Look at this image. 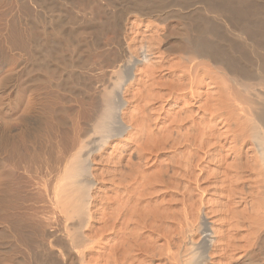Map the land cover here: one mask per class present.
<instances>
[{
    "label": "bare ground",
    "instance_id": "1",
    "mask_svg": "<svg viewBox=\"0 0 264 264\" xmlns=\"http://www.w3.org/2000/svg\"><path fill=\"white\" fill-rule=\"evenodd\" d=\"M188 1L189 0H123L122 3L125 2V6L127 5V7L120 14L122 17L119 16L120 18H118L113 25L106 26V30H110V28L113 29V35L116 37H113V42L111 40V42L105 43L102 42L100 39L101 37L99 38V32L105 27L102 29L93 28V19L95 15L105 14L106 10L104 6H108V3L103 6V3L99 4L100 2L96 0H0V4H2L3 7H5V5L6 7L7 5L8 7H13L11 11H17L14 9L15 6L19 7L18 9L21 8L20 10L23 11L22 17L19 15L20 18L17 17L18 19L16 18V20H13L12 24H9L11 28L7 26L8 29L10 28L9 32L6 26L2 28L3 30L0 29V96L4 110L15 113L26 98L25 92L28 91L34 95L33 98L28 99L24 111H20L23 112V114L20 115L21 117H19L16 127L5 126L0 122V218H6V224L4 228L0 230V246L3 251L8 248V250L16 256L18 264H48L46 261L49 262L48 259L51 260V258H49L52 252L50 249L55 247V245L62 248L61 250H63L62 252H64L63 254H65L66 260H70L72 264H83V262H85L84 256L86 253L84 254L85 250L83 247L86 249L84 243H86L85 238L87 236L84 237L83 230L89 227L90 215L92 214L90 212L92 199L90 193L95 187L94 181H92L90 177V152H88L86 156L83 155L84 157H78V154H75V150L80 147H78L79 142L78 138H76L79 133V126L75 127L77 133L73 130V134L76 133L74 139L70 137L72 135L67 136L68 134H65V130L70 126L69 124L72 119L69 120L67 117V113H69L68 107L66 108V106H64L65 115L61 118L59 123L57 122L58 125L56 126L57 128H55L54 122L53 125L49 124L52 120L48 123L45 122L46 120L44 119L46 118L44 117V112L41 108L39 109V106H48V103L53 105L56 104L57 101H63L65 102L64 104H67L69 99L74 103V107H70L73 109V113H76V109L79 107L81 108L83 102L84 104L89 103L88 105L91 107L94 106L93 110L90 112L95 111L93 114L96 115L97 113L96 116H98V120L95 119L96 124H92V128L94 127L93 130H95V132H99L98 135L101 133V135L104 134L95 153L107 145L110 139L120 137L128 131V125H124L121 120V113L125 107V103L122 100V93L128 84L131 85L134 79V69L141 61L136 57H132V55H127L125 44L119 39L122 37L120 35L123 30L121 19L126 14H135L137 18L138 16L155 18L156 21L161 23L168 22L172 19H178V21L181 20V22L187 26L190 36L188 39L183 40V42L185 41V43H183L185 47L179 51L180 53L178 52L180 54L178 56L180 60L179 63L181 62L180 64L178 63L180 67L176 65L178 71L174 70L175 75H178L176 72L181 73V75L178 76L179 79L182 81L186 80L187 82H184V84L181 83V86L180 81L177 85H180L181 88L178 87L179 89H183L182 95L181 92H179L180 94H176L175 92L176 95L173 93V91H176L177 87L175 86L176 88L174 89V84H171L172 82L170 83L171 86L167 85L172 88L169 91H172L169 92L170 94L167 93L166 95H170L171 97L169 96V98L177 103L180 102V100L183 101L184 99L182 100V98L190 94L192 101L195 100L192 105L195 106L202 96L205 95L204 92L199 93V88L206 85L208 87L210 86V94L205 91L208 93V98H206L207 95L204 97L206 98V103L205 100L204 103L202 102L204 106L206 105L208 107L205 106L206 109L204 107L203 109L205 110H202L205 111V113L208 112V114L203 112V116L207 115L206 119L211 117L213 120L215 118H220L221 123L226 121L225 126L227 125L229 127H227L228 130L230 126L233 125L231 130L228 131L226 129V132L220 134L221 132L219 133V130H217L218 133L215 132L216 125L213 126L211 123L212 120L209 121L210 119L208 120L211 123L210 126L207 125L210 123H207L205 127H199L198 130V127H194V125H197V122L194 123L195 121L193 122L191 120V134H189V131L188 134L191 136V152H189V154L191 155L190 162L192 171L194 166L195 168L198 166V169L201 167L204 157L206 160V157L209 158L211 155L221 154L222 148L223 150L225 149L224 145L228 143L230 138L234 146L232 145L233 148L229 146L231 149L229 148V151L226 150V152L228 151L230 154V150H232L235 157H240V162L236 164L238 160L235 159V162L232 160L238 166L236 169V167H234L236 165H231L236 172L232 178V173L229 171L231 173V176H229L232 181L231 188L234 189H231L232 191L228 197H225L227 194L226 192L225 196H223V200L229 198L227 202L229 204H234V207L231 205L230 209V205L226 203L227 211L229 210L228 213H224L223 216L219 214L221 216L219 219L216 217L218 221L221 222L219 224V229L222 230V232L219 231V241H215L214 238L211 237L210 224L207 222L208 217L206 218L204 212L199 209L202 207H199V210L196 208L197 211L191 207V210L193 208L194 211V213H190L192 217L185 216L182 219L184 222L181 221V224L178 223L177 217L174 221L171 219L172 217H169L172 222H174V225L178 224L176 230L178 227L177 231H179L180 235H183V237L187 233L191 234V237L194 236V234H199L201 237L198 244H195L192 238L190 239L191 245L196 246L199 251V253L196 254L197 258L195 257V260H192L190 264H208L209 259H211L210 252L213 246L214 250L212 251L220 254L219 258L222 261L221 264H264V0H201L200 8L194 11L187 9L185 6L186 4H190L191 1L189 3ZM193 1L195 0H192V3ZM196 3L197 2H195V4ZM8 7L7 9L10 8ZM75 7L78 9L77 11ZM9 14L12 13L9 12ZM62 14H64V17ZM125 17L126 16H124V18ZM26 26L30 27V29H28V27L26 28ZM162 27L155 28L156 32L154 34L158 37L157 42L154 41L155 46L158 45L159 48L161 44L165 46L170 37L167 33V28ZM4 31L8 33L7 38L4 37L6 35ZM149 48H147V50ZM111 50L116 51V54L123 61L124 73L123 76H119L121 79L119 78L120 80L118 79L119 81L117 80L118 82L116 81L114 84L115 90L113 92L105 88L107 93L106 95L104 94L105 97L103 101L101 98L97 100V103L100 102L103 104L101 105L102 107H100L99 103V106L95 103V99L98 98L96 94L99 93L97 90L98 79H102L104 74H102L103 77L101 74V77H98V74L96 75V62L95 60L93 61L92 54L96 51L99 52V57L103 58L106 63L109 60L108 56H111ZM153 50L156 52L155 54H159L160 50L158 48H152L149 51L153 53ZM167 51L169 50L166 49L164 52L167 53ZM147 52L145 51L142 53L143 62L152 63ZM168 59V56L165 57L161 54L158 58V62L155 64L161 66ZM101 61L102 60H100V62ZM4 68L9 69L3 71ZM100 71H98V73ZM103 72L104 70L102 69L100 73ZM154 74H151V76L154 77ZM146 76L149 80L148 74ZM104 79H102V81ZM144 79H146V77ZM140 80L141 79L136 82V79H134V82L140 84ZM99 81L101 82V80ZM155 82L154 79V83ZM146 83L147 82H145V84ZM100 84L101 83L98 85ZM160 84L164 86V83ZM17 86L22 87L20 88L22 90L24 87V96L22 94L21 97L19 96L17 92L19 89L17 90ZM155 89L158 90L157 88ZM151 90L153 91V89ZM36 94H39L40 97ZM164 95L162 97L166 96ZM30 96H32V94ZM94 97L96 98L94 99ZM149 97L151 96L149 95ZM156 97H160L159 93L154 95L153 98L150 99V102L154 103L157 100ZM93 100L95 102H93ZM158 100L160 99L158 98ZM150 102L147 101V103H144L145 105H142L143 112L150 109H147V107L150 106ZM59 103L57 102V104ZM201 106L198 107L202 108ZM139 109L141 110V108ZM187 109L190 110L189 108ZM188 112L189 111L185 113ZM147 115L144 117L145 119L142 118L144 122L145 120L147 121L146 123L142 122L143 120L140 117L137 118L133 116L137 119L135 121L132 120L135 122L134 125L131 122L133 129H136L137 135L140 137L142 136V140L145 138V143L142 142L144 148L142 149L140 146V150L141 152L143 151V153L139 151L137 155L138 161L136 162L137 168H134L135 172L132 171V174L128 173V175H124V178L120 179L119 182H116L117 180L115 179L112 186L113 189L111 190L114 197L110 206H108L109 204L107 205V207H109V209H107L110 211V216H105L108 220L104 221L106 224V221H108L110 227L108 225V228L104 227L108 232L113 231L110 232V234L116 237L117 235L120 236L122 232L116 228L122 220L120 225H122L125 230L123 228L120 229L123 230V232L125 231L122 236L124 240L119 243L120 245H116L117 249H115V251L118 250L121 254L117 253L120 257L122 255L123 258H121L125 260L131 253L130 251L135 254V252H138L134 250L138 249L141 253H139L137 257L140 258L145 256L144 261L154 264L153 259L154 257H158L156 255L157 253L153 252L152 248V251H150L153 253H149L148 247H146V244L144 246L141 242L143 244L142 246L140 239L142 240L144 236V232L142 231H144L146 227L145 224L148 223V220L149 222L150 220H152L153 223L156 222L155 224H157V222H163L161 220L164 215L160 218V221L158 220V214L161 211L157 212L156 210H158V208L154 210L155 207L152 206V208H150V206L151 202H153L154 199L157 200L162 194L158 192L160 195L158 194V197L155 196L157 195V188H160L159 185L169 186V182L166 183L165 180L163 181V178H165V174L162 172L163 168L162 171L158 168V172L156 171L151 175H145V171H148L147 166L149 163H147V161L155 159L156 162L154 163V167L157 169L159 160L157 152L160 149V145L163 144L161 141L162 137L156 132L155 126L157 123H155V125L152 124V115L149 112ZM208 115L210 117H208ZM71 116L75 115L73 114ZM178 119L180 118L175 120ZM183 119L186 120L185 117ZM228 120L231 121V125L227 122ZM178 121L180 125L183 122L181 119ZM188 123L190 124V122ZM174 124L172 125L175 126ZM182 125L184 124L182 123ZM169 128L172 127L169 125L168 129ZM79 129L81 130V128ZM179 129L180 126H177L175 130ZM171 130H173V128ZM215 133L219 134V137L221 135V137H216ZM224 134L225 137L223 136ZM182 137H180V139ZM172 138L170 139L173 140ZM79 140L80 143L83 142L80 138ZM171 143L173 142L171 141ZM88 145L89 144H87V146ZM166 145L164 149L170 147L168 143ZM76 147L77 149H75ZM80 149H82V147H80ZM176 150L178 149L176 148ZM145 151L149 153L150 158ZM168 153L170 152L168 151ZM178 153L177 155H179ZM199 154L201 155L199 156ZM229 154L226 155L230 157ZM186 159H189V157ZM223 159H215L220 163L219 167H222L225 161ZM212 163H214V161ZM205 165L200 168L201 172L199 173H202V175L199 179H197L199 175L193 171V174H195V176L197 175V180H195V177H192L194 178L193 180L198 183V188L196 189L200 190V186L204 184L203 181H207V183H211V185L227 182L225 181L226 179L224 181L219 179L220 182L219 180L212 182L209 178L210 175H207V169L206 173H203V171H205L203 169L207 167ZM160 167H162L161 164ZM167 168L169 167L164 169ZM224 171L223 173L227 175V170L224 169ZM190 173L192 174V172ZM119 175L120 174H118V176ZM215 176L218 175L215 174ZM22 179H26L28 182L21 187V184H18V182ZM222 184L218 187L219 190L216 188L220 193H224V191L229 188V186H227L228 188L225 189V185ZM213 187L216 186L214 185ZM205 189H201V192H205ZM197 203L198 202H196V204ZM219 206L220 205L217 207ZM209 208L211 207L209 206ZM222 208L224 210L225 207L223 206ZM220 210L222 209L220 208ZM109 211L107 213L108 215ZM212 212L218 213L219 211L216 212V210H214ZM212 212L211 214H213ZM215 213L214 215H216ZM178 214L181 216L180 212ZM211 216L213 217V215ZM193 217L195 221H191L194 220ZM222 217H224V219ZM60 218L64 220L75 218L74 229L76 231L73 233L74 236H71L70 239H66L65 242L61 243L57 242L59 241L58 233L62 231L59 228L61 222L58 224L56 223L57 219ZM57 225H59V227H57ZM152 226L154 227L153 224ZM103 228L102 230L106 231ZM101 231L100 234L102 233ZM117 231L121 233L119 234ZM180 235H177L179 236L178 238L181 237ZM217 236L216 234V237ZM51 239L55 240V242H51ZM89 240H91V238ZM86 241H88V239ZM149 242L151 241L149 240ZM52 243L56 244L53 246ZM89 243L92 242L89 241ZM152 243L154 247V242ZM88 244L86 243L87 246ZM95 244L101 246V243L99 244L97 242ZM3 246L6 248L4 249ZM140 246L145 248L140 249ZM213 254L211 256H213ZM3 256H5V252ZM10 256L12 255L9 254V257ZM132 256L133 255H129L130 258ZM52 257V259H54L55 256ZM1 258L0 256V260ZM160 260L162 261L161 258ZM3 261L5 260L2 258L1 263ZM6 261L8 262V259ZM10 261L12 262L13 259H10ZM53 262L54 261H52V263ZM55 262L53 264H56Z\"/></svg>",
    "mask_w": 264,
    "mask_h": 264
},
{
    "label": "rangeland",
    "instance_id": "2",
    "mask_svg": "<svg viewBox=\"0 0 264 264\" xmlns=\"http://www.w3.org/2000/svg\"><path fill=\"white\" fill-rule=\"evenodd\" d=\"M25 1V0H24ZM96 1H98V2H100L99 4H101V3H103V6L105 5V4H107L108 3V6H104L105 7V14H98V15H95L94 16V19H93V23H94V27L93 28H95V29H102V28H104L105 29V31H104V29H102V31H100L99 32V38L102 40V42H111V40L113 39L114 40V38L113 37H116L115 35H113L114 33L112 32L113 31V29H111L110 28V30H106V26H108V25H113V23H115V21L116 20H118V18H120V17H122V16H120V14L126 9V7H127V5L125 6V2L124 3H122V1L123 0H96ZM115 1H116V3H115ZM125 1V0H124ZM191 1V2H190ZM200 1L201 0H195V1H193V3H192V0H189L188 1V3L190 2V4L188 5V4H186L185 6L187 7V9H189V10H191V11H194V10H198L199 8H200ZM114 2V3H113ZM195 2H197L196 4H195ZM199 3V4H198ZM4 5V4H3ZM19 6V5H18ZM7 7H8V5H7ZM7 7H6V5H5V7H3L2 6V4H0V29H2L3 27H5L6 26V28H7V26L9 27L10 25V23L12 24V22H13V20H16V18L18 17V18H20V17H22V13H23V11H21L20 9H18L19 7H17V6H15V8L14 9H16L17 11H11V10H13V7L11 8V6H9L8 8L9 9H7ZM107 8V9H106ZM109 8V9H108ZM124 8V9H123ZM121 11H120V10ZM10 10V11H9ZM21 11V14H20V11ZM75 10L77 11L78 9H77V7H75ZM19 11V12H18ZM120 11V12H119ZM9 12H11L12 14H9ZM4 14V15H3ZM126 14V13H125ZM19 15H20V17H19ZM62 16L64 17V14H62ZM120 16V17H119ZM124 16H126L125 18H124ZM123 16V20L121 19V25H122V28H123V30H122V34L120 35V36H122V37H120L119 39L123 42V44H125V47H126V51H127V55H132V57H136V58H138L141 62H139V64L137 65V67L134 69V79H136V82H137V80H139V79H141L140 81H141V85L140 84H136V82H134V79L132 80V82H131V85L130 84H128V86H126L125 87V89H124V91H123V93H122V100H123V102L125 103V107H124V109H123V111H122V113H121V120H122V122L124 123V125H128L127 127H128V131L125 133V134H123L122 136H120V137H116V138H112V139H110L108 142H107V145H105L104 147H102L100 150H98V151H96V153H95V150L99 147V143H101V140L103 139V136H104V134L103 135H101V134H99L98 135V133L99 132H95V130H93L94 129V127L92 128V124L93 125H95L96 124V122H95V119L96 120H98V116H96L97 115V113H96V115L95 114H93L95 111H93V112H90L91 110H93V107H91V106H89L88 104L89 103H86V104H84V102H83V105L81 106V108H80V110H79V108L78 109H76L77 110V112L76 113H73L72 112V110L73 109H71V108H73L74 107V103L72 102V100L71 99H69V101H68V103L67 104H64L65 102H63V101H57L58 103L59 102H62V103H59V104H57V102H56V104H49L48 103V106L46 105V106H44V107H41V106H39V109L41 108V110L44 112V117L46 118V119H44V120H46L45 122L46 123H48L49 121H51V122H49V124H52L53 125V122H54V127L55 128H57L56 126L58 125V123L61 121V118L65 115V112H64V109H65V107L64 106H66V108L68 107V112L69 113H67L68 115H67V117L69 118V120L71 119V121H70V126H68L67 127V129L65 130V134L67 135V136H69V135H72V136H70L71 138H75L76 136H75V134L77 133L76 131H77V129L75 128L76 126L78 127L79 126V128H81V130L78 128V130H79V133H78V135H77V137L76 138H78V142H79V145H78V147L80 146V147H82V149H80V147L77 149V147L75 148V149H77V150H75V154L77 155L78 154V157H84V156H86L87 154H88V152H90V154H89V162H90V172H91V174H90V177H91V179H92V181H94V190L92 189L91 190V193H90V195H91V197H92V199H91V206H90V212L92 213L90 216H91V218H90V220H89V227L88 228H85L84 230H83V234H84V237H86L85 238V242L88 244L89 243V241H91L92 243H89L88 244V246L86 245V243H84L85 244V246H86V249H85V247H83L84 248V254H85V256H84V261L85 262H83V264H104L105 262V264H150L149 262H147V261H144V257L142 256V257H137V255H139V253H141V252H139V250L137 249V250H134V251H137L138 253H136L135 252V254L134 253H132V251H130L131 253L129 254L130 256L131 255H133L131 258H133V259H131L130 257H129V255H128V258L127 259H122L123 258V256L121 255V257H120V255L119 254H121V253H119L118 252V250L117 251H115V249H117V246L118 245H120L119 243H121V241H123L124 240V237H123V239H122V236L124 235V233H125V231L123 232V230H121L120 228H123L122 227V225H120L121 223H122V220L120 221V223L117 225V230H119V231H121L122 232V234H120L119 233V231H117L119 234H120V236H118L117 235V237L115 236V235H112V234H110V232H113V231H107L106 230V228H108V226L110 227V225H109V222L108 221H106L107 222V224L106 223H104V221L105 220H108L106 217H108V216H110V211L108 210L109 209V207H107V205L108 206H110V204L112 203L111 201H112V199H113V197H114V194L111 192V190L113 189V183H114V181H115V179L117 180L116 182H119L120 181V179H123L124 178V175H128V173L130 174H132L133 172H135V169L134 168H137V164H136V162L138 161L137 160V155L139 154V151L141 152V148L143 149L144 147V144L143 143H145L144 141V139L145 138H143V140H142V136L140 137L139 135H137L136 133V129L134 128L133 129V127H132V123H133V125H134V123L135 122H133V121H135V120H137V119H135V117H137V118H143V119H145L144 117H146V115H147V113L149 112L152 116L151 117H153V120H154V123H153V120H152V124H154L155 125V123H157V125L155 126L156 127V132L157 133H159V136L160 137H162L161 138V141H162V143L163 144H161L160 145V149H159V151L157 152V155H159V160H158V163H157V165H158V167H157V169H156V167H154V163L156 162L155 161V159H153V160H149V161H147V163H149L148 164V166H147V168H148V171H145V175H151V174H153L154 172H158V168H159V170H161L162 171V168H163V174H165V178H163V181L165 180V182L166 183H168L169 182V186H165V185H162V186H160L159 185V187L160 188H157V190H156V192H157V195H155V196H159L161 193V195L157 198V200L156 199H154L153 200V202H151V206H150V208H152V206L153 207H155L154 208V210H156L157 208H158V210H156L157 212H160L159 214H158V220L160 221L161 219L160 218H162V216H163V219L161 220V221H163L162 223L161 222H157V224H155V223H153L152 222V220H150V222H149V220L147 221L148 223H146L145 224V229H144V231H142V232H144V236H143V238H142V240L140 239V243L142 242L143 244H144V246H145V244H146V247H148L147 249H149L148 251H149V253H153V252H155V253H157L156 255L158 256V257H154V259H153V262H154V264H190L191 263V261L192 260H195V257H196V254L197 253H199V251L197 250V248H196V246H192L191 245V238H192V240H193V242L195 243V244H198L199 243V241L201 240V237H200V235L199 234H194V236H192L191 237V234H189V233H187V234H185L186 235V238H185V235H184V237H183V235H180V233H179V231H177L178 230V227H177V230H176V226L178 225V224H175L174 225V222H172V220L171 219H173V221L176 219V217H177V220L179 221L178 223L179 224H181L182 222H184V220L182 221V219L185 217V216H190V218L192 217V213H194V211H193V208L195 209V211H197V209L199 208V207H202V208H199V209H201V211L202 212H204V214L206 215V218H207V222H208V224H210V234H211V237H213L214 238V240L215 241H219V239H218V237H220V234H219V231L220 232H222V230H220L219 229V224L221 223V222H219L218 221V219L219 218H221V216L220 215H222L223 216V214L225 213H228V211H227V204H229L227 201H228V199L229 198H227V200H226V198H225V200H223V196H225V192L227 193L226 194V196L225 197H228V195L231 193V191L234 189H232L231 187H232V185H231V183H232V181H231V178L235 175V169H233V166L234 165H236V164H238L239 162H240V157H238L237 158V156L235 157V155H234V153H233V151L232 150H230V154L228 153V149L231 147V148H233V146H234V144H232L231 143V138H230V140L228 141V143H224L225 145V149L223 150V148H222V152H221V154L219 153L218 155H211V156H209V158H207L206 157V160H205V157L203 158V162H202V164H201V167H204V165H205V163H206V165L205 166H207V167H205V169H203V170H205V171H203V173H206V169H207V175H210V177L209 176H207V177H209L210 178V180H212V182L214 181H217V180H225V181H227L226 183H216V184H214L216 187H213L212 185H211V183H207V181H203L204 182V184L203 185H201L200 186V190L199 189H196V188H198V183H197V181L195 182L193 179L194 178H192V177H195V180H197V179H199V177L202 175V173L200 174L199 172H201L200 171V168L198 169V166H196V168H195V166L193 167V171H194V173H197L199 176L197 177V175L195 176V174H193V171L191 170V162H190V160H191V155L189 154V152H191V136H189V134H191V120L194 122V123H196L197 122V125H199V126H197V125H194V123H193V125H194V127L196 126V127H198L197 128V130L199 129V127H201V128H203V127H205L206 126V124L207 123H210L209 121H211V123H212V125L214 126V125H216L215 126V128H216V130H215V132H217V130H219L218 132L220 133V134H223V132H226V129L228 130V126L226 125L225 126V122L224 123H221L220 122V118H215L214 120L208 115V117H210L209 119H206L207 117V115H204L203 116V114L205 113V111H203V110H205L206 109V107L204 106V100H205V103H206V98H208V93L210 94V90H211V88H209L207 85L206 86H204V87H202V88H199V93H202V92H204L205 93V95H203L202 96V98L199 100V102L197 103V105L195 104V106H193L192 104H194L193 102H195V100L194 101H192V99H191V97H190V94H187L186 96L187 97H184V98H182V100L183 101H181L180 100V102H177L176 103V101H174V100H171L170 98H169V96H167L166 94L168 93V94H170L169 92H171V91H169L170 89H172V88H170V87H168L167 85H169V86H171V84H174V89L177 87V89H176V91H173V93L175 94V92H176V94H180L179 92H181V95H182V90L183 89H179V88H181L180 87V85L179 86H177L178 84H179V82H180V84L181 83H183L184 84V82L186 83L187 81L186 80H181V79H179L178 78V76L179 75H181V73L180 72H176L178 75H175L174 74V70L175 71H178V69L176 68V65H177V67H180V63H179V58H178V56L180 55L179 53V51H181L184 47H185V44H183V43H185V41L183 42V40H186V39H188L189 38V36H190V34H189V31H188V29H187V26L185 25V24H183L182 22H181V20H179L178 21V19H172V20H169L168 22H165V23H161V22H158V21H156L155 20V18H150V17H148V18H144V17H140V16H138V18H137V15H135V14H126V15H124ZM24 17V16H23ZM96 17H97V20H96ZM116 17V18H115ZM17 18V19H18ZM99 18V19H98ZM113 18V19H112ZM115 18V19H114ZM114 20V21H113ZM9 21V22H8ZM110 23H109V22ZM173 21V22H172ZM4 22V23H3ZM8 22V23H7ZM112 22V23H111ZM155 22V23H154ZM100 23V24H99ZM109 23V24H108ZM167 24V25H166ZM165 27V28H167V33L169 34V36L171 37H169L168 38V40H167V43H166V45L165 46H163L162 44L160 45L161 47L159 48V46L157 45V46H155V42H157V39H158V37L157 36H155L154 34H155V32H156V29H157V27ZM28 26H26V28H27ZM162 27V28H163ZM10 28H11V26H10ZM9 28V29H10ZM156 28V29H155ZM9 29L7 28V30H8V32H9ZM28 29H30V27H28ZM3 30V29H2ZM6 30V29H5ZM5 32V36L4 37H6L7 38V35H8V33H6L7 31H4ZM35 34H36V32H35ZM124 34V35H123ZM101 35V36H100ZM43 37V36H42ZM42 37H41V39H42ZM103 37V38H102ZM110 40V41H109ZM113 40H112V42H113ZM155 41V42H154ZM154 45V47H153V45ZM149 47H152V48H154V49H159L160 51H159V54L161 55V54H163V56H168L169 57V59L165 62V63H163V65H156L155 63L156 62H158V58L160 57V55L159 54H155L156 52L154 51L153 53H151L149 50L150 49H152V48H149ZM146 48V49H145ZM147 48H149L148 50H147ZM166 49H168L169 51H167V53L166 52H164V51H166ZM147 52V51H149V52H147V55H149L150 56V58H151V62L152 63H146V62H143V56H142V53H144V52ZM129 52V53H128ZM179 52V53H178ZM98 54V55H97ZM110 54H111V56L109 55L108 56V61L105 63V61L103 60V58H101V57H99L100 55H99V52H94L93 54H92V59H93V61L95 60V67H96V75L98 74L99 76L98 77H101L100 76V74L102 75V74H104V77H105V79H104V77H103V75H102V79H104L103 81H102V79L100 78V79H98V84L99 83H101L100 85H98L97 84V90H98V94H96V97H98L97 99H95L96 97H94V99H95V101L93 100V102H95V103H97V100H100V98L102 99V101H103V99H104V97H105V95H106V93H107V91L106 90H108V91H110V92H113L114 90H115V83H116V81L121 77V76H123V73H124V63H123V61L119 58V56L116 54V51H113V50H111V52H110ZM97 55V56H96ZM138 57H137V56ZM117 56V57H116ZM142 56V57H141ZM1 57V56H0ZM110 57V58H109ZM95 58V59H94ZM100 58V59H99ZM164 58V57H163ZM119 59V60H118ZM100 60H102L101 62H100ZM110 61V62H109ZM110 63V64H109ZM179 63V64H178ZM108 64H109V66H108ZM151 65H155V66H151ZM112 66V67H111ZM158 68H157V67ZM98 67V68H97ZM160 68V69H159ZM9 68H4V70L3 71H7ZM101 71H100V70ZM102 69L104 70V72L103 73H100V72H102ZM122 69V70H121ZM154 69H157V70H154ZM98 71H100L99 73H98ZM150 72V73H149ZM153 72V73H152ZM144 73V74H143ZM155 73V74H154ZM148 74V77H149V80H148V78H147V75ZM151 74L153 75L154 74V77H152L151 76ZM142 75H144V76H142ZM120 76V77H119ZM150 76H151V79H150ZM155 76H156V78H155ZM159 76V77H158ZM141 77H143V78H141ZM146 77V79H144ZM162 77V78H161ZM121 79V78H120ZM119 79V80H120ZM154 79H155V83H154ZM178 79H179V81H178ZM99 80H101V82L99 81ZM118 80V81H119ZM151 80V81H150ZM117 81V82H118ZM144 81V82H143ZM145 82H147L146 84H145ZM152 82V83H151ZM157 82H159V83H157ZM167 82V83H166ZM172 82V83H171ZM144 85H143V84ZM160 83H164V86L162 85V84H160ZM171 83V84H170ZM151 84V85H150ZM154 84V85H153ZM106 85V86H105ZM153 85V86H152ZM100 86V87H99ZM143 86V87H142ZM176 86V87H175ZM181 86H182V84H181ZM109 87V88H108ZM152 87V88H151ZM154 87V88H153ZM165 87V88H164ZM179 87V88H178ZM207 87V88H206ZM20 88H22V87H18L17 86V92H18V94H19V96L21 97L22 95L24 96V94H23V92H25V91H23L24 90V87H23V90L22 89H20ZM105 88H106V90H105ZM144 88V89H143ZM155 88H157L158 90H156ZM164 88V89H163ZM168 88V89H167ZM147 89V90H146ZM151 89H153V91L151 90ZM173 89V90H174ZM178 89H179V91H178ZM202 89V90H201ZM99 90H101V91H99ZM157 91V93H156V91ZM146 91V92H145ZM150 91V92H149ZM159 91V92H158ZM205 91H207L208 93H206ZM22 92V93H21ZM154 92H155V94H154ZM163 93V95L165 96V97H162L163 95H162V93ZM27 93V94H26ZM159 93V96L160 97H156V101L153 103H151L150 102V99H152L153 98V96L154 95H156V94H158ZM160 93H161V95H160ZM203 93V94H204ZM22 94V95H21ZM32 94V96H30ZM105 94V95H104ZM175 94V95H176ZM37 96H39V94H36ZM149 95L151 96V97H149ZM206 95H207V97H206ZM101 96V97H100ZM25 100H24V102L21 104V106L19 107V109L18 110H16L15 111V113L14 112H12V111H7V110H4V107H3V103H2V100H1V96H0V122H1V124L3 125H5V126H13V127H16L17 125H18V120H19V117H21L20 115L21 114H23V112H20V111H24V109L26 108V105H27V101H28V99H31V98H33L34 97V95H33V93H31V92H25ZM28 97V98H27ZM30 97V98H29ZM40 97V96H39ZM171 97V96H170ZM204 97H206V98H204ZM38 98V97H37ZM158 98L160 99V100H158ZM164 99H165V101H164ZM191 100V101H190ZM101 101V102H102ZM141 101V102H140ZM147 101L148 102H150V106L149 107H147V109L148 108H150V109H148V110H146L145 112H143L142 111V109H143V106L142 105H145L144 103H147ZM157 101H159V102H157ZM170 101V102H169ZM55 102V101H54ZM203 102V103H202ZM99 104H100V107H102L101 105H103V104H101L100 102H98ZM97 103V106H99V104ZM26 104V105H25ZM139 104H140V106H139ZM180 104V105H179ZM91 105V104H90ZM156 105V106H155ZM175 105V106H174ZM201 105H203V106H201ZM211 105V104H210ZM23 106V107H22ZM62 106V107H61ZM73 106V107H72ZM188 106V107H187ZM189 106H191L192 107V109H191V107H189ZM198 106H201L202 108H200V107H198ZM64 107V108H63ZM71 107V108H70ZM88 107V108H87ZM162 107V108H161ZM205 107V109H203ZM90 108V109H89ZM138 108V109H137ZM139 108H141V110L139 109ZM154 108H156V109H154ZM159 108H161V109H159ZM187 108H189L190 110H188ZM201 109V111H200V109ZM208 108V107H207ZM48 109V110H47ZM99 109V108H98ZM199 109V110H198ZM203 109V110H202ZM95 110V109H94ZM186 110V111H185ZM41 111V112H42ZM187 111H189L188 113H190V114H188V113H185V112H187ZM196 111V112H195ZM12 112V113H11ZM64 112V113H63ZM159 112V113H158ZM201 112V113H200ZM204 112V113H203ZM75 115V116H71V115H73V114ZM90 113H92V114H90ZM154 113V114H153ZM71 114V115H70ZM90 114V115H89ZM138 114V115H137ZM194 114V115H193ZM205 114H208V112H206ZM154 115V116H153ZM84 116V117H83ZM133 116H135V117H133ZM148 116V115H147ZM188 116H189V118H188ZM191 116H192V119H191ZM56 117V118H55ZM60 117V118H59ZM77 117V118H76ZM182 117V118H181ZM186 118V120L185 119H183V118ZM194 117V118H193ZM204 117V118H203ZM17 118V119H16ZM51 118V119H50ZM177 118H180L181 119V121H183L182 123L184 124V125H182V123H181V121H180V123H181V125L178 123L179 121L178 120H180V119H178V120H175V119H177ZM187 118H188V121H187ZM140 119V120H141ZM142 119V120H143ZM152 119V118H151ZM183 119V120H182ZM194 119V120H193ZM196 119V120H195ZM201 119H203V120H201ZM207 121H206V120ZM228 119H229V117H228ZM48 120V121H47ZM76 120V121H75ZM133 120V121H132ZM200 120V121H199ZM209 120V121H208ZM230 120V119H229ZM227 121L228 123H230L231 121ZM157 121V122H156ZM173 121H174V123H178V124H174L173 123ZM175 121H177V122H175ZM206 121V122H205ZM56 122V123H55ZM58 122V123H57ZM95 122V123H94ZM127 122V123H126ZM132 122V123H131ZM142 122H144V120L142 121ZM147 121L145 120V122L144 123H146ZM188 122H190V124L188 123ZM220 122V123H219ZM90 123V124H89ZM129 123V124H128ZM143 123V124H144ZM174 124L175 126H173L172 124ZM202 123H205V124H202ZM211 123L210 124H207L208 126H210L211 125ZM217 123V124H216ZM131 124V125H130ZM148 124V123H147ZM232 123H230L229 125H231ZM170 125V127H172L173 128V130L175 131H173V130H171L172 128H169L168 129V126ZM187 125V126H186ZM177 126H180V129L179 130H175L176 129V127ZM184 126V127H183ZM232 126L233 125H231L230 126V129L229 130H231L232 129ZM69 127H70V129H69ZM182 127V128H181ZM228 127V128H227ZM218 128V129H217ZM69 129V130H68ZM86 129V130H85ZM130 129V130H129ZM166 129H167V131H166ZM182 129V130H181ZM220 129H221V131H220ZM68 130V131H67ZM71 130V131H70ZM73 130L76 132H74L75 134H73ZM159 130H161V131H159ZM171 130V131H170ZM181 130V131H180ZM185 130V131H184ZM228 130V131H229ZM80 131H81V133H80ZM163 131V132H162ZM176 131H178V132H176ZM188 131H189V134H188ZM172 132V133H171ZM217 132V133H218ZM88 133V134H87ZM166 133V134H165ZM171 135H169V134ZM217 133H215V135H216V137H219V134H217ZM228 133V132H227ZM176 134V135H175ZM186 134V135H185ZM90 135V136H89ZM101 135V136H100ZM163 135H166V136H163ZM183 137H182V136ZM189 137H188V136ZM229 135V134H228ZM94 136V137H93ZM137 136H139V137H137ZM224 137H225V134L223 135ZM223 136H222V138H223ZM88 137V138H87ZM137 137V138H136ZM172 138L173 140H171L170 138ZM175 137V138H174ZM180 139V137H182L180 140L178 139V138ZM220 137H221V135H220ZM219 137V138H220ZM79 138L81 139V141L83 140V142H81L80 143V140H79ZM94 138V139H93ZM138 139V140H136V139ZM177 138V139H176ZM189 140H188V139ZM221 138V139H222ZM113 139H115V140H113ZM87 140V141H86ZM90 140V141H89ZM170 140V141H169ZM176 140H178V141H176ZM188 140V141H187ZM171 141L173 142V143H171ZM186 141V142H185ZM87 142V143H86ZM136 142V143H135ZM141 142V143H140ZM143 142V143H142ZM181 142V143H180ZM168 143V146H170L169 148L167 147V149H164V148H166V144ZM179 143V144H178ZM230 143V144H229ZM80 144H82V145H80ZM87 144H89L88 146H87ZM141 144V145H140ZM165 144V145H164ZM170 144V145H169ZM85 145V146H84ZM93 145V146H92ZM143 145V146H142ZM183 145V146H182ZM233 145V146H232ZM91 146V147H90ZM97 146V147H96ZM140 146H141V148H140ZM162 146V147H161ZM230 146V147H229ZM87 147V148H86ZM90 147V148H89ZM139 147V148H138ZM176 148L178 149V150H176ZM230 148V149H231ZM164 149V150H163ZM169 149H172V150H169ZM221 149V148H220ZM81 150V151H80ZM160 150H161V152H160ZM226 150H228L227 152H226ZM77 151V152H76ZM80 151V152H79ZM83 151V152H82ZM168 151L170 152V153H168ZM175 151V152H174ZM226 153H225V152ZM231 151H232V153H231ZM82 152V153H81ZM94 152V153H93ZM146 153H147V155H148V157H149V150H148V152L147 151H145ZM144 152V153H145ZM162 152H164V153H162ZM167 152V153H166ZM179 152V153H178ZM92 153V154H91ZM141 153H143V151L141 152ZM177 153L179 154V155H177ZM226 154H229V156L230 157H228V155H226ZM84 155V156H83ZM182 155V156H181ZM201 154H199V156H200ZM222 155V156H221ZM223 155H224V157H223ZM124 156V157H123ZM184 159H182L181 157ZM189 157V159H186V158H188ZM216 156V157H215ZM235 158H234V157ZM211 157H213V158H211ZM221 158V159H223V160H225L224 162H223V164H224V166H223V164H222V167H219L220 166V163L218 162V160H219V158ZM150 158V157H149ZM181 158V159H180ZM234 158V159H233ZM122 159V160H121ZM212 159V160H211ZM215 159H218V160H215ZM235 159L236 160H238V162L236 161V164L234 163L235 162ZM186 160H187V163H186ZM189 160V161H188ZM204 160H205V162H204ZM234 162H233V161ZM120 161V162H119ZM185 163H184V162ZM209 161V162H208ZM214 161V163H212ZM217 161V162H216ZM227 161V162H226ZM161 162V163H160ZM164 162H165V164H168V165H165L164 164ZM169 162V163H168ZM171 162V163H170ZM181 162V163H180ZM211 162V163H210ZM226 162V163H225ZM162 165V167H160V164ZM182 163H184V164H182ZM210 163V164H209ZM228 163V164H227ZM230 163H232V164H230ZM117 164V165H116ZM135 164V165H134ZM175 164H177V165H175ZM180 164V165H179ZM187 164V165H186ZM204 164V165H203ZM217 164V165H216ZM227 164V165H226ZM186 167H185V166ZM209 165H210V167H209ZM215 165V166H214ZM231 165H233V166H231ZM92 166V167H91ZM117 166V167H116ZM133 166V167H132ZM174 166V167H173ZM177 166V167H176ZM228 166V167H227ZM131 167V168H130ZM166 167H169V168H167V169H164V168H166ZM179 167V168H178ZM223 167H226V168H223ZM234 167H236V169H237V165L236 166H234ZM116 168V169H115ZM133 168V169H132ZM174 168V169H173ZM183 168V169H182ZM185 168H186V171H185ZM229 170H228V169ZM132 169V170H131ZM224 169L225 170H227L226 172H227V175L226 174H224L223 173V171H224ZM232 169V170H231ZM170 170V171H169ZM173 170H174V173H173ZM123 171V172H122ZM130 171V172H129ZM133 171V172H132ZM165 171V172H164ZM185 171V172H184ZM229 171H231V173H232V176H231V173L229 172ZM237 171V170H236ZM111 172H112V175H111ZM190 172H192V174L190 173ZM225 172V171H224ZM126 173V174H125ZM189 173V174H188ZM209 173V174H208ZM216 175H218V176H215V174ZM224 174V175H222V174ZM230 173V174H229ZM115 174V175H114ZM118 174H120L119 176H118ZM175 176H174V175ZM191 174V175H190ZM212 174H214V175H212ZM220 174H221V176H220ZM107 175V176H106ZM168 175H169V177H168ZM178 175V176H177ZM185 175V176H184ZM194 175V176H193ZM231 176V178H230V176ZM123 176V177H122ZM206 176V175H205ZM222 176H223V178H222ZM229 176V178L227 179V177ZM172 177V178H171ZM176 177V178H175ZM196 177H197V179H196ZM219 177V178H218ZM222 179H221V178ZM226 177V178H225ZM175 180H174V179ZM181 178V179H180ZM208 178V179H209ZM216 178V179H215ZM97 179V180H96ZM169 179H172V180H169ZM192 179V180H191ZM230 179V180H229ZM183 180V181H182ZM220 180H219V182H220ZM229 180V181H228ZM113 181V182H112ZM28 182V180H26V179H22V180H19V182H18V184H21L20 186L22 187L25 183H27ZM115 182V183H116ZM177 182V183H176ZM195 182V183H194ZM197 183V184H196ZM200 183H201V181H200ZM229 185H228V184ZM217 184H218V187L219 186H221L220 184H222V185H225V189H227L228 187L227 186H229V188L226 190V191H224V193H220V191H218L219 190V188L217 187ZM135 185V184H134ZM211 185V186H210ZM175 186V187H174ZM205 186V187H204ZM135 187H136V185H135ZM224 187V186H223ZM177 188V189H176ZM188 188V189H187ZM206 188V189H205ZM218 190H217V189ZM203 189H205L204 191L205 192H201ZM232 189V190H231ZM134 190H135V188H134ZM185 191H186V193H185ZM158 192H160V194L158 193ZM168 192H169V195H168ZM199 192H200V194H199ZM165 193V194H164ZM202 193V194H201ZM159 194V195H158ZM171 194V195H170ZM190 194V195H189ZM221 197H219V196ZM204 196V197H203ZM194 197V198H193ZM198 197V198H197ZM111 198V199H110ZM190 198V199H189ZM203 198H204V200H203ZM109 199V200H108ZM202 199V200H201ZM159 200V201H158ZM188 200V201H187ZM193 200V201H192ZM200 200V201H199ZM192 201V202H191ZM201 201H202V203H201ZM225 201V202H224ZM196 202H198L197 204H196ZM161 203V204H160ZM167 203V204H166ZM192 203V204H191ZM193 203H195V204H193ZM199 203H201V204H199ZM225 203V204H224ZM227 203V204H226ZM103 204V205H102ZM155 206H154V205ZM198 204H199V206H198ZM205 204V205H204ZM224 204V205H223ZM170 205V206H169ZM193 205V206H192ZM200 205H202V206H200ZM218 205H220L219 207H217ZM229 205H230V207H229ZM228 205V207L231 209V205H232V207H234V204H229ZM164 206V207H163ZM189 206V207H188ZM209 206L211 207V208H209ZM225 207L224 208V210H223V208L222 207ZM191 207H193L192 208V210H191ZM204 207V208H203ZM108 208V209H107ZM197 208V209H196ZM215 208V209H214ZM220 208L224 211H222V210H220ZM228 208V209H229ZM170 209V210H169ZM198 209V210H199ZM210 209V210H209ZM218 209V210H217ZM207 210V211H206ZM214 211V210H216V212H218V213H215L216 215H214V213L212 212V211ZM108 211H109V215L107 214L108 213ZM183 211H185V212H183ZM193 211V212H192ZM227 211V212H226ZM180 212V214H181V216L178 214ZM189 212V213H188ZM210 212V213H209ZM211 212L213 213V214H211ZM169 213V214H168ZM191 213V214H190ZM207 213H208V215H207ZM101 214V215H100ZM182 214H183V217H182ZM190 214V215H189ZM220 214V215H219ZM174 215V216H173ZM211 215H213V217L211 216ZM104 216V217H103ZM106 216V217H105ZM171 219H170V218ZM218 219H217V218ZM103 218H104V220H103ZM168 218H169V220H168ZM223 219H224V217H222ZM75 219V218H74ZM74 219L72 218V219H68V220H70V221H68V220H64L63 218L61 219H57V221H56V223L58 224V223H60V227H59V225H57V227H59L60 228V230H62V231H59L60 233H58L59 234V236H58V240L59 241H57V242H65V240L66 239H70L71 238V236H74L73 235V233H75L76 231H75V229H74V223H75V221H74ZM166 219H167V221H166ZM193 219L194 220H191V221H195V218L193 217ZM60 220V221H59ZM68 221V222H67ZM182 221V222H181ZM216 221V222H215ZM5 222V223H4ZM70 222V223H69ZM102 222V223H101ZM152 222V223H151ZM5 224H6V218H0V230L2 229V228H4V226H5ZM61 224H62V227H61ZM148 224V225H147ZM152 224L154 225V227L152 226ZM3 227H2V226ZM108 225V226H107ZM155 225H156V227H155ZM106 228H105V227ZM150 228H149V227ZM160 226V227H159ZM167 226V227H166ZM213 226V227H212ZM104 227V228H103ZM214 227H215V229H214ZM67 228H69V229H67ZM74 230H73V229ZM102 228L104 229V230H106V231H103L102 230ZM159 228V229H158ZM124 229V228H123ZM170 229V230H169ZM212 229V230H211ZM68 230V231H67ZM86 230V231H85ZM94 230V231H93ZM102 230V231H101ZM109 230H110V228H109ZM125 230V229H124ZM161 232H160V231ZM216 230V231H215ZM218 230V231H217ZM70 231V232H69ZM100 231L102 232L101 234H100ZM99 232V233H98ZM178 232V233H177ZM70 233V234H69ZM96 233V234H95ZM107 233V234H106ZM109 233V234H108ZM98 234H99V237H98ZM170 234V235H169ZM175 234H177V235H180L181 237L180 238H182V239H180V238H178L179 236H177V235H175ZM216 234L218 235L217 237H216ZM102 235V236H101ZM167 235V236H166ZM190 235V236H189ZM89 236V237H88ZM92 237H94V238H92ZM95 237H97V238H95ZM119 237H120V239H119ZM196 237V238H195ZM91 238V240H89ZM101 239V242H100V239ZM151 241V242H149V240ZM61 239V240H60ZM63 239V240H62ZM88 239V241H86ZM158 239V240H157ZM175 239V240H174ZM218 239V240H217ZM51 242L52 241H54L55 242V240H50ZM94 241V242H93ZM101 245V246H98V244H95V243H97V242ZM198 241V242H197ZM116 242V243H115ZM149 242V243H148ZM152 242H154V247L152 246L153 245V243ZM182 242V243H181ZM115 243V244H114ZM141 243V245L143 246V244ZM217 243V242H216ZM53 244V246L56 244V243H52ZM59 244V243H58ZM91 244V245H90ZM105 244V245H104ZM118 244V245H117ZM169 244H171V245H169ZM3 245H5V244H3ZM96 245V246H95ZM115 245V246H114ZM117 245V246H116ZM149 245V246H148ZM213 245H215V244H213ZM6 246V245H5ZM84 246V245H83ZM93 246V247H92ZM109 246V247H108ZM142 246H140V249L142 248ZM8 247V246H7ZM51 247V246H50ZM90 247V248H89ZM100 247V248H99ZM156 247V248H155ZM177 247V248H176ZM3 248L5 249L6 247H4L3 246ZM82 248V249H83ZM92 248H93V250H92ZM111 248H113V249H111ZM145 248V247H144ZM144 248H142V249H144ZM151 248H152V250H153V252H151L152 250H151ZM213 248H214V246H213ZM211 249V255L213 254V256H211L210 254V257H211V259H209V261H208V264H221L222 263V261H221V259L219 258L220 257V254L218 253V252H213L212 250H214V249ZM7 249V250H6ZM5 249V251H3L2 250V248H1V246H0V252H2V253H0L1 255V257L3 258V260H5V261H3L2 263L3 264H14L15 262L18 264V262H17V259H16V256H14V254H12V252L11 251H9L8 250V248H6ZM58 249V250H57ZM62 248H60V247H58L57 245H55V247H52L50 250L52 251L51 253H50V255H49V258H51V260L50 259H48L49 260V262L48 261H46V263H48V264H51L52 263V261H56L55 263L56 264H72L71 263V261L70 260H66V256H65V254H63L64 252H62L63 250H61ZM91 249V250H90ZM169 249V250H168ZM181 249V250H180ZM2 250V251H1ZM112 250H114V251H112ZM146 250V249H145ZM151 250V251H150ZM60 251V252H59ZM92 251V252H91ZM95 251V252H94ZM133 251V252H134ZM164 251V252H163ZM4 252H5V256H3L4 255ZM6 252H11V253H6ZM91 252V253H90ZM119 254H118V253ZM163 252V253H162ZM98 253V254H97ZM155 253H154V255H155ZM217 253V254H216ZM7 254H8V257H9V254L10 255H12V256H10L9 258L10 259H13V261L11 262L10 261V259L7 257ZM60 254V255H59ZM62 254V255H61ZM152 255V254H151ZM161 255V256H160ZM176 255V256H175ZM219 255V256H218ZM51 256V257H50ZM52 256H55L54 257V259H52L53 257ZM111 256V257H110ZM178 256V257H177ZM216 256V257H215ZM218 256V257H217ZM4 257H5V259H4ZM14 257V258H13ZM62 257V258H61ZM87 257V258H86ZM165 257V258H164ZM2 258H1V260H0V264H2L1 263V261H2ZM8 259V262L6 261L7 259ZM58 258V259H57ZM110 258V259H109ZM120 258V259H119ZM155 258H157V259H155ZM160 258L162 259V261L160 260ZM197 258V257H196ZM215 260H214V259ZM98 259V260H97ZM171 259H172V261H171ZM219 259H220V261H219ZM16 260V261H15ZM106 260V261H105ZM129 260V261H128ZM134 260H136V261H134ZM140 260H141V262H140ZM146 260V259H145ZM158 260V261H157ZM51 261V262H50ZM65 261V262H64ZM70 261V262H69ZM109 261V262H108ZM110 261H111V263H110ZM113 261V262H112ZM143 261V262H142ZM178 263H177V262ZM53 262V263H54ZM101 262V263H100ZM116 262V263H115ZM145 262V263H144ZM167 262V263H166ZM15 263V264H16ZM52 263V264H53ZM152 264V263H151Z\"/></svg>",
    "mask_w": 264,
    "mask_h": 264
}]
</instances>
